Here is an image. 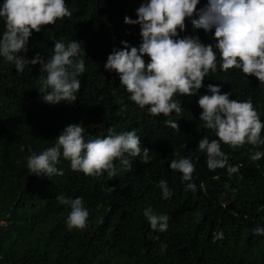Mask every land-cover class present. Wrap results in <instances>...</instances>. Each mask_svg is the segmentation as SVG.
Listing matches in <instances>:
<instances>
[{"label":"trees","instance_id":"trees-1","mask_svg":"<svg viewBox=\"0 0 264 264\" xmlns=\"http://www.w3.org/2000/svg\"><path fill=\"white\" fill-rule=\"evenodd\" d=\"M147 2L65 0L71 17L32 33L27 52L20 54L28 60L39 54L47 62L55 40L82 43L78 58L86 70L78 77L81 89L71 104L43 101L51 90L43 84L46 74L40 65L18 73L0 57V264H264V236L252 232L257 224L264 227V158L250 159L264 145L233 149L221 143L229 162L241 166L231 178L226 169L209 171L206 153L198 151L205 136L218 139L200 120L198 99L211 95L209 84L219 86L221 94L231 93L230 100L251 98L262 123L264 86L239 69L221 71L214 47L216 72L205 77L197 95L174 97L181 113L155 117L147 108L141 110L130 101L119 75L105 65L114 49H123L121 41L142 44L140 26L126 24L125 17L137 20V9ZM207 4L200 0L197 11ZM4 31L0 18V39ZM214 31L195 29L190 18L179 38L199 37L215 46ZM166 120L177 122L179 130L167 127ZM69 125L83 126L86 142L107 136L109 128L117 133L134 129L141 139V157L130 158V170L115 161L117 175L111 178L106 172L95 177L74 172L62 155L57 168L63 176L32 175L26 158L54 146ZM143 148L150 150L147 162L142 160ZM174 152L195 165V193L185 191L182 173L171 170V160L180 158ZM161 179L173 193L167 200L158 186ZM225 183L230 185L227 190ZM59 195L83 199L90 213L86 229L66 227L70 207L57 201ZM148 207L169 216L167 232L151 229L143 214ZM220 231L224 238L213 242V233Z\"/></svg>","mask_w":264,"mask_h":264},{"label":"clouds","instance_id":"clouds-1","mask_svg":"<svg viewBox=\"0 0 264 264\" xmlns=\"http://www.w3.org/2000/svg\"><path fill=\"white\" fill-rule=\"evenodd\" d=\"M199 3L200 0H148L142 3L137 9V20L125 17L126 24L140 26L142 44L135 47L121 41L123 49H114L108 56L106 70L119 75L120 85L129 94L130 101L141 110L147 108L151 116L169 117L173 112L181 113V105L174 97L177 94L197 95L204 86L205 77L216 72L214 47L219 50L221 71L239 69L247 77L255 76L264 86V0H208V4L197 11ZM71 15L65 0H4L0 6V18L6 25L0 39V57L5 63L14 64L18 73H23L29 65H40L41 72L46 74L43 84L51 90L42 98L48 104L77 101L76 93L81 89L78 77L86 70L84 60L78 58L82 55V43L55 40L53 54L47 62L39 54L31 60L20 54L27 52L33 32L39 33L43 27ZM190 18L195 29H203L206 33L215 30V46L203 44L199 37L179 38ZM145 56L150 62H145ZM208 90L211 95H201L198 99L203 110L200 120L208 129L214 130L218 139L210 141L205 136L199 142L198 151L206 153L209 171L226 169L231 178L239 174L241 166L229 162L228 155L221 150V143L233 149L245 144L262 146L264 123L251 98L230 100L231 93L221 94V88L213 84L208 85ZM165 125L179 130L178 123L173 120H166ZM84 131L83 126L69 125L54 146L28 156L27 168L32 175L63 176V170L57 168L62 155L74 172L92 177L106 172L111 178L117 175L115 161L120 162L122 169L130 170L133 164L130 158L141 157V139L134 129L117 133L109 128L107 136L91 138L87 142ZM149 153V149L143 148L144 162L148 161ZM173 156L180 157V154L174 152ZM262 158L264 151H256L250 156L253 162ZM170 168L182 173V181L187 182L185 191L196 192L197 185L193 182L196 169L191 159L174 158ZM158 186L163 199L173 195L166 180L161 179ZM224 187L227 190L230 185L225 183ZM56 199L61 205L70 207L66 227L69 230L86 229L90 213L83 199L64 195ZM143 214L153 231L167 232L168 215L156 214L151 207L144 209ZM252 232L264 236V227L257 224ZM223 238V231L213 233V242ZM166 247L161 245L162 250Z\"/></svg>","mask_w":264,"mask_h":264}]
</instances>
